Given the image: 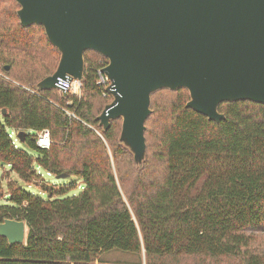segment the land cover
<instances>
[{"label":"trees","instance_id":"obj_1","mask_svg":"<svg viewBox=\"0 0 264 264\" xmlns=\"http://www.w3.org/2000/svg\"><path fill=\"white\" fill-rule=\"evenodd\" d=\"M18 7L0 0V162L47 195L8 180L0 221L24 219L27 233L12 245L0 235V264H91L114 249L146 264H264V104L224 102L216 122L186 107V88L158 90L139 165L119 140L121 118L106 129L97 119L112 99L99 82L106 57L86 50L80 93L38 89L60 52L42 25H21ZM43 128L49 149L36 143ZM62 172L76 179L45 177Z\"/></svg>","mask_w":264,"mask_h":264},{"label":"water","instance_id":"obj_2","mask_svg":"<svg viewBox=\"0 0 264 264\" xmlns=\"http://www.w3.org/2000/svg\"><path fill=\"white\" fill-rule=\"evenodd\" d=\"M15 1L21 25H42L60 52L56 69L38 89L58 88L59 78L81 82L86 50L106 57L101 71L112 99L97 119L106 129L121 118L119 140L139 165L146 157V122L158 90L186 88V107L216 122L226 118L220 110L224 102L264 104V0ZM24 134L17 132L21 142ZM26 233L24 219L0 221V235L10 245L24 243Z\"/></svg>","mask_w":264,"mask_h":264},{"label":"rangeland","instance_id":"obj_3","mask_svg":"<svg viewBox=\"0 0 264 264\" xmlns=\"http://www.w3.org/2000/svg\"><path fill=\"white\" fill-rule=\"evenodd\" d=\"M9 131L17 143L23 146L29 153L36 155V151L33 148L25 145L17 138V131L14 128H9ZM8 169H10V166L8 164L0 162V204L8 201V194L5 191L8 180L14 178L21 181V183H23L16 173L6 172V170ZM45 177L51 180L52 182H57V183H67L73 179H76L75 176L58 178L51 174H45ZM78 182H80V185L75 189H73L70 192V194L78 193L83 188V183L80 180V178L78 179ZM23 185L30 191L39 193L43 196L47 195V192L41 190L37 186H33V185L31 186L26 183H23ZM91 264H146V262H145L144 253L142 255H138L132 252H126V251L114 249L100 253L98 257L91 262Z\"/></svg>","mask_w":264,"mask_h":264},{"label":"built area","instance_id":"obj_4","mask_svg":"<svg viewBox=\"0 0 264 264\" xmlns=\"http://www.w3.org/2000/svg\"><path fill=\"white\" fill-rule=\"evenodd\" d=\"M99 82L108 84L109 79L106 75L99 69ZM57 87L60 91H72L75 93H80L81 82L76 78L70 79L69 77L66 78H59L57 81ZM36 143L39 147L49 149L51 146V136L50 130L48 128H43L38 132Z\"/></svg>","mask_w":264,"mask_h":264}]
</instances>
